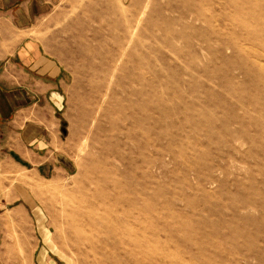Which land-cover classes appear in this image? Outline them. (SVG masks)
Instances as JSON below:
<instances>
[{
  "label": "rangeland",
  "instance_id": "1",
  "mask_svg": "<svg viewBox=\"0 0 264 264\" xmlns=\"http://www.w3.org/2000/svg\"><path fill=\"white\" fill-rule=\"evenodd\" d=\"M51 3L61 158H0V264H264V0Z\"/></svg>",
  "mask_w": 264,
  "mask_h": 264
},
{
  "label": "crops",
  "instance_id": "2",
  "mask_svg": "<svg viewBox=\"0 0 264 264\" xmlns=\"http://www.w3.org/2000/svg\"><path fill=\"white\" fill-rule=\"evenodd\" d=\"M51 1L0 0V158L38 176L61 158L54 133L60 70L36 35Z\"/></svg>",
  "mask_w": 264,
  "mask_h": 264
},
{
  "label": "bare ground",
  "instance_id": "3",
  "mask_svg": "<svg viewBox=\"0 0 264 264\" xmlns=\"http://www.w3.org/2000/svg\"><path fill=\"white\" fill-rule=\"evenodd\" d=\"M85 215L81 212V205L80 204H76L75 206L73 205L72 207L67 209V215H66V219H65V225L70 228L73 229L75 231L76 234H78L79 232V228H80V221L83 220V217Z\"/></svg>",
  "mask_w": 264,
  "mask_h": 264
}]
</instances>
